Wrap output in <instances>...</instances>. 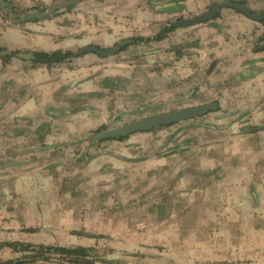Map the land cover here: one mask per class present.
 <instances>
[{
	"label": "crops",
	"instance_id": "obj_1",
	"mask_svg": "<svg viewBox=\"0 0 264 264\" xmlns=\"http://www.w3.org/2000/svg\"><path fill=\"white\" fill-rule=\"evenodd\" d=\"M38 1L53 6L66 0H27ZM131 1L77 0L65 7V10L71 8L65 13L42 19L31 17L25 26L5 22L0 12V244L39 242L35 237L40 234L48 241L50 227L59 230L58 242L62 247L67 243L95 245L99 243V235L93 233L110 236L116 242L139 243L142 240L131 235L133 227L204 226V216L198 220L194 217L197 210L207 207V198L202 204L193 198L204 193H208L207 197L218 195L219 203L224 206V213L217 216L218 220L224 218L219 225H258L257 217H241V213L264 210V175H258L259 168L264 169V125L258 131L247 132L245 122L248 109L255 108L253 113L257 112L256 117L264 121V52H254L251 42L254 29H259L261 35L263 26L236 11L223 12L225 21L217 19L213 25L200 22L192 27H175L166 31L161 40L152 41L154 63H157L153 74L146 69L132 71L137 81L154 83L153 101L171 99L180 104L189 96L193 98L196 78V87L202 88L203 93H214L208 84L218 78L220 109L227 112L219 118L233 115L245 124L239 126L237 133L232 125L226 124L230 131H225L223 139L191 138L173 144L168 152L164 153L160 145L146 155L145 148H134L132 144L145 137L140 132L123 141L105 135L122 127L113 125L112 105L115 97L123 98L131 93L130 77L113 69L106 62L108 57L96 53L75 55L88 47L107 49L128 38L132 30L153 38L165 29V24L190 20L185 17V9L181 13L180 0H154L156 14H148L138 5L129 11ZM205 1L209 0H202L201 6ZM132 18L137 19L134 28L130 26ZM148 19L160 25L146 27L144 22ZM57 51L73 53V57L53 64L30 58L34 52ZM205 51L216 54L217 58H204ZM224 51L232 53L218 56ZM211 64L212 67L215 64L212 71ZM158 67L163 68L159 74ZM231 81L236 86L229 84ZM146 90L147 87L141 91L143 97ZM229 103H237L243 110L233 111ZM195 125L188 123L185 127ZM135 134L140 135L133 140ZM146 165H151L158 177L150 181L143 177L130 183L129 176L135 171L146 176V170L151 167ZM163 165H169L167 173H162ZM136 190H143L140 195L159 197L154 201L159 203L154 207L155 217L149 223L143 224L131 216L129 208L116 207L115 211V198H130ZM102 196L108 197L110 206L102 205ZM181 197L194 202L180 204ZM147 205L133 206L145 210ZM163 211H169V215L164 217ZM164 236L153 234L155 241L163 238L177 241ZM259 239L249 235L238 241L232 237L225 238L223 244L250 245ZM239 248L234 258L244 255L242 245ZM149 255L154 259L161 257V254ZM220 257L226 259V255Z\"/></svg>",
	"mask_w": 264,
	"mask_h": 264
},
{
	"label": "rangeland",
	"instance_id": "obj_2",
	"mask_svg": "<svg viewBox=\"0 0 264 264\" xmlns=\"http://www.w3.org/2000/svg\"><path fill=\"white\" fill-rule=\"evenodd\" d=\"M98 1V0H97ZM154 0H140L137 2V0L131 1L127 8L129 11H131V7H134L138 5L140 9L146 10L148 14H156V6L153 4ZM183 4L179 5V8H181V13L184 11V9L187 12L186 18L192 19L196 16L204 15L211 10H213L216 6L221 4L222 2L226 1H234L241 3L246 8L251 9V7H255L254 11L264 13V0H209L205 1L206 4L201 6L202 0H180ZM57 1H53L55 4ZM125 2V0H124ZM188 2V3H187ZM7 8H9L12 12L18 15V18H21L24 15H28L31 11H38V12H44L52 7V5H43L41 1L38 2H27V0H7L4 1ZM194 3V4H192ZM190 4V6H188ZM253 5V6H252ZM66 9V8H65ZM61 10L59 11V14H63L67 12L68 10ZM137 9V8H136ZM253 10V9H251ZM1 14L4 16V21L7 23H15V25L19 26H25V22H14L11 19V16L7 13H5L3 10L0 11ZM226 12H234L231 8H219L217 10V18L213 17L210 20L204 21L203 24H209L213 25L214 21L219 19L220 21L224 20V15L221 16V13L224 14ZM132 14V12H131ZM181 17V18H185ZM17 18V20H19ZM180 18V19H181ZM42 19V18H41ZM213 19V20H212ZM179 20V19H178ZM184 20V19H183ZM137 21V19L132 18L130 20V26L133 27L134 22ZM177 21V20H176ZM225 21V20H224ZM146 27L147 26H156L160 25L159 23H154V20L151 21L150 19L146 20L145 22ZM141 24V23H139ZM169 24V23H168ZM163 26V28H169L171 25ZM263 26V25H262ZM134 28V27H133ZM264 28V26H263ZM259 29H254L253 31V37L251 39V42H253L254 46V52L261 53L263 52L262 48H264V31L260 30L261 35H258ZM25 32V30H23ZM168 32V31H167ZM221 32V31H220ZM218 32V33H220ZM156 37V36H155ZM149 37L140 36L137 31H131L130 36L126 39H121L119 42L114 44L113 46L108 47L107 49H111L115 45L119 44L123 41H130L129 43L125 44L121 49V51L114 53L113 55H110V57L107 58L108 64L113 66V69L115 70H121L123 74H126V77H130V88L131 93L124 94L123 98L121 97H115L113 99V105H112V111H114V122L113 125L116 127L123 126L127 123L133 122V121H141L148 118L160 116L163 114H168L174 111H181L191 108H196L199 106H204L208 104L217 103L220 109V98L218 97V90L219 86L221 85L219 82V79L217 78L215 81L208 84L211 89L214 90V93H203L204 91L202 88L196 87L198 84V78H196V81H194L195 88H194V96L188 97L186 100H182L180 104L176 102V100H163L160 103L153 101L154 95H153V85L154 83L151 81L149 84H144L141 81H137V79L134 77V71L132 70H138V69H146L151 71L153 74V71L155 70V66L157 63L154 59V54L152 51L154 50V43L151 41H145ZM154 38V37H153ZM228 38V36H227ZM229 41L234 43L231 38H228ZM246 39V37L244 38ZM123 40V41H122ZM133 41V42H132ZM239 42H244V40H239ZM250 42V43H251ZM239 46V43L237 44ZM226 48H229L227 45H225ZM234 47V45H232ZM222 50L223 46L220 47ZM104 49V50H107ZM148 52H151L147 54ZM206 52V56L204 55V58H210L215 59L217 58L216 54H209V52ZM123 55H120L122 54ZM223 53L225 56H229L231 53L229 51H224L222 53H219L218 56L222 57ZM121 56H125L124 58ZM73 57V53L72 56ZM70 57V58H71ZM199 57V56H198ZM166 60H169L167 57ZM205 60V59H204ZM168 65V64H167ZM129 66V67H128ZM215 67V64L212 67V64L210 66V71ZM112 67H106L107 70H110ZM160 68H157V74H159ZM163 69V68H162ZM205 70V69H204ZM233 81L229 82V84H232ZM132 85V87H131ZM233 86H236V83L232 84ZM129 87V86H128ZM147 87L148 91L146 90V97H143L141 91L143 88ZM138 90V91H137ZM140 92V93H138ZM118 96H121V93ZM233 102V101H232ZM250 107H252V104H249ZM228 107L231 108V110H237L238 112H241L243 108H240L241 105L237 103H229ZM249 112L245 116V122H246V130L251 131H258L257 129L259 126L264 125L263 120H259V117H256V113L253 111H256V108L251 111L248 109ZM253 114H252V113ZM227 112L225 110L220 109V111L217 109L215 111H211L207 113L206 115H202L199 118L183 121L180 123H175L173 125H162L154 127V129H151L150 131L140 132L145 136L143 139H140L138 142H133L134 148L139 147L145 148V154H152L153 150H155L158 146H162L163 152H168L170 149L173 148V144H179L183 142L184 138L190 137V138H201L205 139V141H213L218 140L219 138H225L224 134L225 131L229 132L230 128L227 127L226 124L232 125V128L235 129L236 133L238 131V128L241 124L244 122H240L239 120H236L237 116L233 115H224V119H220L219 116ZM239 116V115H238ZM193 123L197 124L195 126L191 127H185V124ZM245 124V123H244ZM245 126V125H244ZM140 134H135L132 136V139L135 140V138H138ZM173 137V138H172ZM173 142V143H171ZM196 143V142H195ZM199 145L201 142H197ZM172 145V146H171ZM184 153V152H182ZM200 156V154H198ZM177 158H183V156H177ZM176 158V159H177ZM147 168L151 165H146ZM170 170L169 165L164 166L162 169V173H167ZM148 171L146 173V176H144V172H134L132 174V177L129 176L131 179V182H134L136 180H140L143 177H147V181H150L151 178H157L158 173L154 171L152 166L150 169H147ZM259 174L258 175H264V169L259 168ZM165 178H167V175H165ZM264 180V178H263ZM155 179L153 180V182ZM146 182V181H145ZM264 184V182L262 181ZM136 184V183H135ZM210 185H213L212 183ZM186 187V186H185ZM185 187L183 189H185ZM180 188V185L178 186ZM213 188V187H211ZM210 188V189H211ZM169 189V185L167 187ZM133 191V190H131ZM137 192L132 193L130 198L129 196H126V200L124 202L115 203V211L116 207L124 208L128 207L130 209V215L133 217H136L140 221L142 220L143 224L151 222L150 218L155 217V206L157 205L156 196L153 195H144L142 196V199L145 202L151 201L150 203H147L145 210H140L138 208L139 206H133L136 205L135 203L138 201L134 197L135 194L143 192V190H136ZM148 192V191H147ZM201 193V192H200ZM208 193H204V196H201L200 194L194 195V201L195 202H204V199L207 198L206 201V208L204 210H197L195 213V217L197 220L202 218L204 216V226H179V227H172V226H163L158 227L155 229L151 226H142V227H133L131 228V235L133 237L137 238L139 243H130V241L122 242V241H113L109 239L110 236L104 235L102 233H93L95 236H98V242H95V245H75L73 243H67L66 247H62L60 243L58 242L59 239V230L57 227H50L47 229V233H49V240H46L45 235L40 234L36 235V239L39 242H30L25 243L21 242V244L30 245L31 247L28 248V251H23V248H21V245L19 247H11L8 244L9 243H3L0 244V264H5L6 262L12 261L14 263L16 262H23L24 264H264V210H257L254 211V209L251 210H242L241 217H248L251 216L252 218H258V225H252V226H238V227H227V226H221L219 225L223 219L218 220L217 216L218 214L224 213V206L219 203V196L218 195H210L207 197ZM165 195H162V198H164ZM173 197V196H172ZM250 197V196H249ZM256 197V196H255ZM124 198V197H123ZM154 198V199H153ZM209 198V199H208ZM257 198V197H256ZM180 204L189 202L190 200L185 197H181ZM118 202L117 200H115ZM190 201V202H194ZM104 203V200L102 202ZM145 205V204H144ZM159 205V203H158ZM157 205V206H158ZM264 208V205H263ZM220 210V211H219ZM181 215L184 214L180 213ZM162 215L164 217H167L169 215V211L165 212L163 211ZM210 215V216H209ZM254 215V216H253ZM250 218V217H248ZM146 219V220H144ZM148 219V220H147ZM184 219V218H183ZM170 218H168L165 221H169ZM195 220V222H197ZM249 221V219H247ZM146 222V223H145ZM172 222V221H171ZM40 230V229H39ZM38 230V231H39ZM157 230V231H156ZM41 231V230H40ZM156 235H165L166 238H176L177 241L173 242L171 240H166L163 238L162 241H155V238L153 237V234ZM161 233V234H160ZM139 234V235H138ZM143 235V236H141ZM146 235V237H145ZM249 235L252 236H258L259 241L255 244L250 243L244 244L241 242H230V243H224L223 240L225 238H238L239 240L249 238ZM126 236V235H124ZM127 237V236H126ZM129 237V236H128ZM222 241V242H221ZM20 243V242H17ZM16 244V243H14ZM240 245H242V253L244 254L241 258H234V254L236 251H240ZM43 246L46 248H84L87 250V253L85 255H81V253L74 254L73 257H67L65 255H61L58 253H55L53 250H41L39 247ZM223 246L225 248H223ZM252 246V248H250ZM207 249V250H206ZM204 252V254L201 255V252ZM172 253L170 255L169 253ZM223 252L225 254H223ZM252 254L251 256H248L247 254ZM149 254H155L156 256L160 255V258H151ZM208 257L206 259L205 257ZM219 255H226V259H218ZM255 255V257H252ZM147 256V258H146ZM79 260V263L75 262L76 260ZM74 260V261H73Z\"/></svg>",
	"mask_w": 264,
	"mask_h": 264
},
{
	"label": "water",
	"instance_id": "obj_3",
	"mask_svg": "<svg viewBox=\"0 0 264 264\" xmlns=\"http://www.w3.org/2000/svg\"><path fill=\"white\" fill-rule=\"evenodd\" d=\"M76 2H77V0H66V1H63V2H60V3L53 5L50 9H48L44 12L33 11V12L29 13L28 15L24 16L23 18H21L20 20H17L16 14L14 12H12L9 8L5 7V3L2 0H0V8L5 13H7L11 16L12 21L18 22V21H26V19L31 18V17H35V18H39V19L46 18V17L52 15L54 12L61 10V9H64L66 6L74 4ZM224 5L225 6H232L233 8H235L241 12H244L248 16H253L251 14L250 10L248 8L242 6V5L233 4V3H225ZM221 6H223V5L216 6L213 10H211L210 12H208L204 15L197 16V17L192 18L190 20H183V21L179 22L178 25L181 27H187V26H192V25L198 24L200 22L210 20L211 18H213L216 15L217 10ZM129 42L130 41L120 42L119 44L115 45L114 47H112L110 50H107V51H102L96 47H88V48H85L84 50H82L81 52H79L75 55L78 56V55H83V54L91 52V53H96L100 56H108V55H112V54L118 52L125 44H127ZM217 109H218V104L213 103V104H208V105H204V106H199L196 108H191V109H186V110H181V111H175V112H171L168 114H163L160 116H156V117H152L149 119L134 122V123L129 124L123 128L108 132L105 135L108 137L109 136L113 137V138L121 137V136H128V134L136 132V131H148L154 126L168 125V124H171L174 122H181V121L186 120L188 118H194V117L206 115L207 113H209L211 111H215Z\"/></svg>",
	"mask_w": 264,
	"mask_h": 264
},
{
	"label": "trees",
	"instance_id": "obj_4",
	"mask_svg": "<svg viewBox=\"0 0 264 264\" xmlns=\"http://www.w3.org/2000/svg\"><path fill=\"white\" fill-rule=\"evenodd\" d=\"M264 17V15H263ZM264 23V19L262 21ZM173 28H175L174 26H170L169 28H165L159 35H157L154 38H150L147 39L146 41H151V40H156L159 41L161 40L164 36H165V32L172 30ZM36 55V59L38 62L43 63V64H53V63H60L65 61L66 59H69L72 56V53L70 52H63V51H57L54 53H42V52H38L35 54ZM121 138V137H120ZM11 247H19L21 245V248H23V251H28V248H30V245H25V244H21V243H9L8 244ZM41 250L47 249V250H53L55 253L61 254V255H65L67 257H73L74 254H78L81 253V255H85L87 253V250L84 248H61V247H56V248H46L43 246L39 247ZM74 261V260H73ZM75 262L79 263V260L77 259ZM5 264H24L23 262H6Z\"/></svg>",
	"mask_w": 264,
	"mask_h": 264
},
{
	"label": "bare ground",
	"instance_id": "obj_5",
	"mask_svg": "<svg viewBox=\"0 0 264 264\" xmlns=\"http://www.w3.org/2000/svg\"><path fill=\"white\" fill-rule=\"evenodd\" d=\"M65 9V8H64ZM62 10V9H61ZM59 11V10H58ZM57 13H59V12H54L52 15H50V16H56V14ZM171 26H179L178 24H171ZM192 26H194V25H192ZM192 26H187V27H192ZM186 27V28H187ZM147 39H150V38H147ZM147 39H145V41L147 40ZM131 41V40H130ZM123 42H125V41H123ZM133 42V41H132ZM96 48H98V47H96ZM98 49H100V48H98ZM107 50H110V48L109 49H107ZM107 50H102V51H107ZM122 49H120L119 51H121ZM118 51V52H119ZM67 52V51H66ZM79 53V52H78ZM91 53V52H90ZM117 53V52H116ZM51 54V53H50ZM113 55V54H112ZM100 56V55H99ZM100 57H103V58H107V57H110V55H108V56H100ZM218 109H219V106H218ZM195 118H199V117H194V118H188V119H186V120H183V121H187V120H191V119H195ZM149 119V118H148ZM183 121H181V122H183ZM134 122H137V121H133V122H130V123H127V124H125V125H123L121 128H123V127H125V126H127V125H129V124H132V123H134ZM175 123H180V122H174V123H171V124H168V125H173V124H175ZM166 126V125H165ZM154 127H157V126H154ZM154 127H152L151 129H154ZM150 129V130H151ZM150 130H148V131H150ZM138 132H145V131H136V132H133V133H130V135H132V134H134V133H138ZM247 132H251L250 130H248ZM128 136H129V134H128ZM173 138V137H172ZM191 141L192 139L190 138V137H185L184 138V140L183 141ZM115 195H116V193H115ZM135 196H137L136 198L138 199V201L135 203V204H139V205H144V204H147L143 199H142V196H144V194H139V193H137V194H135L134 195V197ZM103 197V196H102ZM103 199H104V203H105V205L107 204V205H109L110 206V204H111V202L108 200L107 201V199H108V197H103ZM118 202L117 203H120V202H124L125 200H126V198H115ZM102 205H104L103 203H102ZM124 206V208L126 209V208H128V207H125V205H123ZM110 208V207H109ZM119 209H124V208H121V206L120 207H118ZM99 237H101L100 235H99Z\"/></svg>",
	"mask_w": 264,
	"mask_h": 264
},
{
	"label": "flooded vegetation",
	"instance_id": "obj_6",
	"mask_svg": "<svg viewBox=\"0 0 264 264\" xmlns=\"http://www.w3.org/2000/svg\"><path fill=\"white\" fill-rule=\"evenodd\" d=\"M3 2L4 1H6L7 2V0H2ZM225 3H233V4H238V5H242L241 3H238V2H234V1H226V2H222L221 4H219V5H223V6H221L220 8H231L232 10H234V11H236V12H238V13H241V14H243V15H245L247 18H249L250 20H253V21H255V22H257V23H260L261 25H263L264 26V23L262 22L263 21V19H264V17H263V15H264V13H260V12H257V11H254V10H251V9H249L250 10V12H251V14L253 15V16H248L247 14H245L244 12H241V11H239V10H237V9H235V8H233L232 6H225L224 4ZM242 6H244V5H242ZM5 7H6V5H5ZM245 7V6H244ZM2 9L0 8V11H1ZM217 15V14H216ZM214 16V17H216L217 18V16ZM213 20V19H212ZM179 22H181V21H178L177 22V24L179 23ZM174 27H180V26H174ZM173 29H175V28H173ZM262 50H263V52H264V48H262ZM36 53H38V52H34L33 53V55H31L30 56V58L31 59H35V61H37V59H36ZM42 53H46V52H42ZM29 57V56H28ZM38 62V61H37ZM175 112V111H174ZM200 117V116H199ZM129 136H130V134H129ZM129 136H121V138L120 137H115V138H113L114 140H118V141H123V140H125V139H127V137H129Z\"/></svg>",
	"mask_w": 264,
	"mask_h": 264
}]
</instances>
